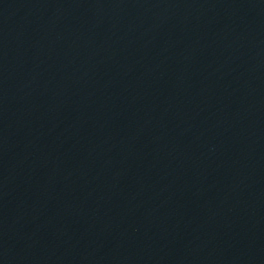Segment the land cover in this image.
I'll use <instances>...</instances> for the list:
<instances>
[{"label":"water","instance_id":"water-1","mask_svg":"<svg viewBox=\"0 0 264 264\" xmlns=\"http://www.w3.org/2000/svg\"><path fill=\"white\" fill-rule=\"evenodd\" d=\"M0 264H264V0H0Z\"/></svg>","mask_w":264,"mask_h":264}]
</instances>
